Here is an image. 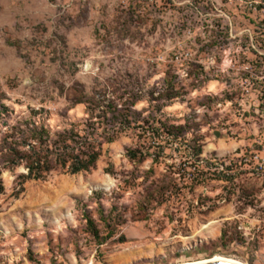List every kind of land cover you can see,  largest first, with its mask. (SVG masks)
I'll return each mask as SVG.
<instances>
[{"label":"rangeland","instance_id":"rangeland-1","mask_svg":"<svg viewBox=\"0 0 264 264\" xmlns=\"http://www.w3.org/2000/svg\"><path fill=\"white\" fill-rule=\"evenodd\" d=\"M255 153L264 0H0V264H264Z\"/></svg>","mask_w":264,"mask_h":264},{"label":"trees","instance_id":"trees-1","mask_svg":"<svg viewBox=\"0 0 264 264\" xmlns=\"http://www.w3.org/2000/svg\"><path fill=\"white\" fill-rule=\"evenodd\" d=\"M42 129L33 131V142L27 144L29 148L26 151L18 149V146H24L25 144H18L16 141L12 142L11 152L13 158L11 163L15 166L25 163V167L28 170L27 175L24 176L25 179H44L46 174L52 171L56 165L66 166L70 157L64 153H59L56 157H53L54 152L50 150L45 138L47 137L45 135L47 131ZM97 159L96 153H92L85 158L73 156V161L70 164V173L78 174L82 171L90 170L96 164Z\"/></svg>","mask_w":264,"mask_h":264},{"label":"built area","instance_id":"built-area-1","mask_svg":"<svg viewBox=\"0 0 264 264\" xmlns=\"http://www.w3.org/2000/svg\"><path fill=\"white\" fill-rule=\"evenodd\" d=\"M251 160L253 161V166H258L259 169L264 168V158L261 154L255 153L252 155Z\"/></svg>","mask_w":264,"mask_h":264},{"label":"bare ground","instance_id":"bare-ground-1","mask_svg":"<svg viewBox=\"0 0 264 264\" xmlns=\"http://www.w3.org/2000/svg\"><path fill=\"white\" fill-rule=\"evenodd\" d=\"M212 261H219V260H223V261H227V262H231V263H234V264H245V263H242L238 260H235V259H231V258H226V257H221V256H216L214 257L213 259H211Z\"/></svg>","mask_w":264,"mask_h":264},{"label":"water","instance_id":"water-1","mask_svg":"<svg viewBox=\"0 0 264 264\" xmlns=\"http://www.w3.org/2000/svg\"><path fill=\"white\" fill-rule=\"evenodd\" d=\"M198 264H234V263L223 261V260H219V261L207 260V261H204Z\"/></svg>","mask_w":264,"mask_h":264}]
</instances>
